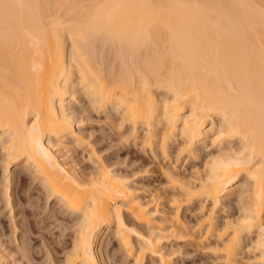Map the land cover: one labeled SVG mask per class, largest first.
Returning <instances> with one entry per match:
<instances>
[{
	"label": "bare ground",
	"instance_id": "1",
	"mask_svg": "<svg viewBox=\"0 0 264 264\" xmlns=\"http://www.w3.org/2000/svg\"><path fill=\"white\" fill-rule=\"evenodd\" d=\"M79 89L152 160L173 152L193 163L217 147L189 177L156 162L173 217L151 208L160 195L143 200L99 160L88 174L67 160L86 141ZM0 150L6 194L23 163L78 215L72 246L51 264H109L110 234L132 264H172L168 235L199 237L220 264H264V0H0ZM234 199L237 214L216 220ZM193 207L200 217L187 225L181 213ZM7 256L0 247V264Z\"/></svg>",
	"mask_w": 264,
	"mask_h": 264
},
{
	"label": "rangeland",
	"instance_id": "2",
	"mask_svg": "<svg viewBox=\"0 0 264 264\" xmlns=\"http://www.w3.org/2000/svg\"><path fill=\"white\" fill-rule=\"evenodd\" d=\"M78 95L79 98L75 104L73 103L72 108L79 119L76 127L79 132L81 131V134L84 133L86 141L85 144L81 143V146L71 145L69 148L72 149H65L67 160L71 161L70 163L74 162L75 167L85 174L94 172L99 160V163L113 171L129 177L130 181H128L131 185L141 190L139 193L143 200L149 199L151 194L160 195L155 205L154 202L151 203V208L159 209L165 217L168 216L167 218L173 217L171 215L173 210L171 211L172 208L168 203L172 186L162 172L160 165L164 158L160 156L161 154L157 152L156 160L158 158L159 160L153 159V161L150 153H144L139 142L133 141L132 136L130 137L126 130L127 128L119 127L116 118H106L103 114L92 111L80 89ZM236 143H231L232 147H235ZM216 148L200 147L198 149V157H200L197 162H193L194 165L196 166L195 163H197L196 167H200L202 170L201 166L209 155L216 154ZM174 154L173 152L171 154L173 159L175 158ZM2 159L0 150V247L3 254L5 252V255H8L6 261L9 264H51L61 260L76 237L78 215L66 210L55 198L48 199L41 183L34 177L30 169L23 167V163L11 168V184L6 194L1 166ZM173 159L175 164L168 159H165L164 162L167 165L172 162L171 164L175 165L177 171H181L182 175L189 177L192 174L191 172L195 168L192 161L187 162L181 158L176 162ZM144 169L148 171L146 172ZM235 201L234 199L229 203H224L227 204L225 209L227 211L224 213V210H218L220 212L216 213V220L221 221L226 213L236 215ZM195 208L181 213V219L186 221L187 225L195 224L200 217L199 210ZM122 213L130 226L140 231L144 230V226L133 221L127 211L123 210ZM170 221L171 219H168L166 225H170ZM182 239H177L172 235L161 239L164 250L169 253L170 259L168 260L172 264L221 263L219 258H216V254L209 252V247L204 246L206 242L199 241L202 240L199 237L195 240ZM103 245V253L106 254L109 264H132V257L118 246V242L112 234L104 239ZM22 250L28 253L26 254ZM142 260L141 264H158V261L149 255H146Z\"/></svg>",
	"mask_w": 264,
	"mask_h": 264
}]
</instances>
